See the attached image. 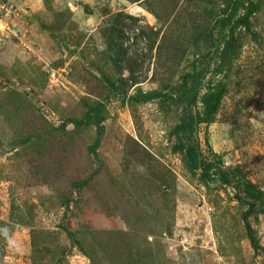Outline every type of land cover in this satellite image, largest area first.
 I'll return each instance as SVG.
<instances>
[{
	"label": "rangeland",
	"instance_id": "374dc122",
	"mask_svg": "<svg viewBox=\"0 0 264 264\" xmlns=\"http://www.w3.org/2000/svg\"><path fill=\"white\" fill-rule=\"evenodd\" d=\"M243 189L264 200V0H0V264H264Z\"/></svg>",
	"mask_w": 264,
	"mask_h": 264
},
{
	"label": "trees",
	"instance_id": "16d2710c",
	"mask_svg": "<svg viewBox=\"0 0 264 264\" xmlns=\"http://www.w3.org/2000/svg\"><path fill=\"white\" fill-rule=\"evenodd\" d=\"M116 87H114L115 89ZM143 98H148L150 99V95H143ZM195 99V93L194 90L192 92L189 93L188 96H183V97H178L177 102L178 103H183L185 102V108L189 105L191 106L193 101ZM188 114L185 115L183 117L181 126L179 128V133H178V148L180 150H182L185 153V157L186 160L188 162V165L190 167L191 170H196L197 169V164L195 162V158H194V140L192 139V137L190 136V134L192 133V128L195 127V117L194 115L191 113L190 110H188ZM100 134V132H99ZM205 175L207 176V178L209 179L210 176L208 175L207 172H205ZM222 181H226V179H221ZM244 194L250 198L251 200H256L260 205H264V200L263 198L258 195L257 193L251 191V190H247V189H243Z\"/></svg>",
	"mask_w": 264,
	"mask_h": 264
}]
</instances>
